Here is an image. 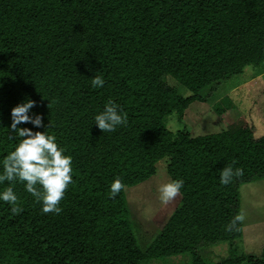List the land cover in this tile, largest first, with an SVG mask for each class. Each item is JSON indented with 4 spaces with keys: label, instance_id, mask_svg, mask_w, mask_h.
Listing matches in <instances>:
<instances>
[{
    "label": "trees",
    "instance_id": "trees-1",
    "mask_svg": "<svg viewBox=\"0 0 264 264\" xmlns=\"http://www.w3.org/2000/svg\"><path fill=\"white\" fill-rule=\"evenodd\" d=\"M248 67L264 78V0H0V159L16 143L11 109L32 99L30 114L52 122L48 131L73 167L59 213L41 211L18 180L19 210L0 200V264H153L182 253L191 264H264V246L237 251L239 187L264 178V134L242 124L196 136L186 122L177 131L167 124L212 96H224L219 115L229 112L228 80ZM95 74L102 87H92ZM109 99L127 123L103 132L94 115ZM166 158L170 179L183 180L181 200L142 249L125 188ZM229 166L243 172L222 184ZM117 177L123 187L113 198ZM219 242L229 243V256L206 262L200 247Z\"/></svg>",
    "mask_w": 264,
    "mask_h": 264
},
{
    "label": "rangeland",
    "instance_id": "rangeland-1",
    "mask_svg": "<svg viewBox=\"0 0 264 264\" xmlns=\"http://www.w3.org/2000/svg\"><path fill=\"white\" fill-rule=\"evenodd\" d=\"M249 70L244 75L232 76L228 80L225 96H229L235 105L229 112L219 115L215 103L224 96H212L209 101H195L185 109V118L181 122L176 113L168 116V127L177 131L184 128V122L192 135H205L226 128L235 129L248 124L255 137L264 134V78ZM183 94L190 93L173 79H168ZM168 159L157 164V171L147 180L125 188L129 216L138 244L145 249L156 237L160 228L168 220L181 200L180 192L167 203L159 198L158 188L170 179L166 166ZM240 216L244 235L238 240L239 253L260 252L264 243V178H255L239 187ZM264 246V244H263ZM202 258L212 263L229 256L228 242H219L200 247ZM153 264H191L190 253L171 255L152 259Z\"/></svg>",
    "mask_w": 264,
    "mask_h": 264
},
{
    "label": "clouds",
    "instance_id": "clouds-1",
    "mask_svg": "<svg viewBox=\"0 0 264 264\" xmlns=\"http://www.w3.org/2000/svg\"><path fill=\"white\" fill-rule=\"evenodd\" d=\"M92 87H102L105 83L101 75L91 78ZM35 101L25 99L11 109L10 138L16 141L12 150L0 159V184L9 183L0 190V200L11 206V211H18V196L14 191V182L24 183V188L42 204L41 211L59 213L62 211L60 202L65 190L72 182V157L66 154L55 135L48 129L52 126L44 123L43 114L31 113ZM95 124L103 132L115 131L117 126L127 123V114L112 99L105 102L101 111L94 115ZM22 123H30L33 127H19ZM45 129L43 131L38 129ZM37 129V130H34ZM242 168L225 167L220 172V182L228 184L233 174H242ZM123 184L117 177L110 183L109 196L115 197ZM183 187L182 179H171L162 183L159 198L167 203L173 199Z\"/></svg>",
    "mask_w": 264,
    "mask_h": 264
},
{
    "label": "crops",
    "instance_id": "crops-1",
    "mask_svg": "<svg viewBox=\"0 0 264 264\" xmlns=\"http://www.w3.org/2000/svg\"><path fill=\"white\" fill-rule=\"evenodd\" d=\"M191 104H192V103H191ZM191 104L189 105V107L192 106ZM184 114H185V113H184ZM184 118H185V115H184ZM180 195H181V194H180ZM243 235H244V231H243ZM263 244H264V243H261V244H260V249H262Z\"/></svg>",
    "mask_w": 264,
    "mask_h": 264
}]
</instances>
